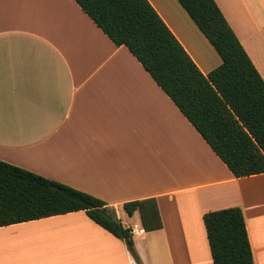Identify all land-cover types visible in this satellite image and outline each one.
<instances>
[{
  "label": "crops",
  "instance_id": "obj_1",
  "mask_svg": "<svg viewBox=\"0 0 264 264\" xmlns=\"http://www.w3.org/2000/svg\"><path fill=\"white\" fill-rule=\"evenodd\" d=\"M147 1L203 75L221 64L176 0ZM214 2L264 83V0ZM0 161L106 203L141 264H212L203 215L232 207L264 264V174L235 178L73 0H0ZM143 199L160 229L124 213ZM0 264L136 263L77 211L0 227Z\"/></svg>",
  "mask_w": 264,
  "mask_h": 264
},
{
  "label": "trees",
  "instance_id": "obj_2",
  "mask_svg": "<svg viewBox=\"0 0 264 264\" xmlns=\"http://www.w3.org/2000/svg\"><path fill=\"white\" fill-rule=\"evenodd\" d=\"M141 64L235 178L264 174V83L214 0H176L221 59L203 75L147 0H73ZM145 232L162 227L154 199L126 202ZM83 211L123 241L136 264L132 228L103 201L0 161V227ZM212 264H253L237 207L205 213Z\"/></svg>",
  "mask_w": 264,
  "mask_h": 264
},
{
  "label": "rangeland",
  "instance_id": "obj_3",
  "mask_svg": "<svg viewBox=\"0 0 264 264\" xmlns=\"http://www.w3.org/2000/svg\"><path fill=\"white\" fill-rule=\"evenodd\" d=\"M133 224V223H132ZM132 259H133V257H132ZM133 261H134V259H133ZM135 262V261H134Z\"/></svg>",
  "mask_w": 264,
  "mask_h": 264
}]
</instances>
